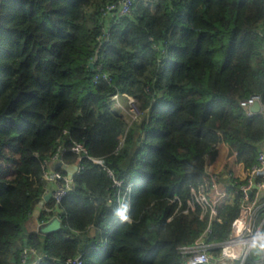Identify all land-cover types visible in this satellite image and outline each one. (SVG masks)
I'll use <instances>...</instances> for the list:
<instances>
[{
    "label": "trees",
    "instance_id": "16d2710c",
    "mask_svg": "<svg viewBox=\"0 0 264 264\" xmlns=\"http://www.w3.org/2000/svg\"><path fill=\"white\" fill-rule=\"evenodd\" d=\"M117 1L1 0L0 264H23L25 248L45 255L37 264L78 255L84 264H183L180 248L209 223L198 206L182 212L207 157L224 142L256 163L264 115L240 101L256 95L264 105V0H135L107 23L103 11ZM93 61L110 81H94ZM117 93L138 103L131 123L113 107ZM78 143L86 157L71 189L44 200L52 183L65 186L45 178L48 163H76ZM129 182L121 221L117 195ZM240 204L238 194L213 223L217 243ZM55 215L60 231L30 229L34 217Z\"/></svg>",
    "mask_w": 264,
    "mask_h": 264
},
{
    "label": "built area",
    "instance_id": "2783aa9c",
    "mask_svg": "<svg viewBox=\"0 0 264 264\" xmlns=\"http://www.w3.org/2000/svg\"><path fill=\"white\" fill-rule=\"evenodd\" d=\"M134 1L118 0L116 3L107 5L102 14L103 19L109 23V18L112 16L130 14ZM95 64L96 62H94ZM96 66L97 70L101 73H98L94 77V81L97 82L100 78L110 81L109 75L102 72L101 64H96ZM126 97L129 96L117 93L113 96V100L118 98L125 100ZM257 100H260V97L254 95L241 100L240 105L247 111L248 115H254L255 113L251 110V107ZM262 113L264 115L263 104ZM222 144L225 143L222 142L217 145V149ZM225 145L227 146L228 153L221 166H216L214 160L207 157L205 168L206 179L203 183L191 189V197L187 203L188 206L182 211L183 213H188L198 206L201 209L200 217L209 216V223L200 237L193 244L184 245L180 248V252L185 256L183 264H240L241 258L245 259V264H257L256 257L251 259V254L255 250L251 248V244L252 237L257 229L264 228V150L262 147L254 165L246 166L239 159L238 151H231L229 146ZM73 150L80 156L76 162L79 165L80 171L81 157H86V149L82 144L78 143L73 147ZM52 160H56V157ZM50 162L48 163V167ZM95 162L102 163V161L97 159H95ZM44 176L51 183L62 178L65 181L64 187H60L57 184V187L51 191L52 197L58 201L72 187L73 180L71 181L68 176H62L56 169L53 172L48 170ZM116 185H121L120 181H116ZM133 186L134 182H129L122 195L120 193L116 194L119 206L121 203L129 201L133 193ZM238 194L241 196L239 214L232 224L228 239L223 243H217L212 239L213 223L215 221H222V210L232 204ZM175 200H179V198L176 196L173 198V201ZM127 220H129V217ZM216 248H219L217 254L213 251ZM98 249H101V247L99 246ZM34 252L37 253L32 248L24 249L22 253H25L22 255L23 264H37L45 257V255H38ZM31 253L35 254L34 258L29 256ZM57 261V264H84L82 255ZM260 264H264V261H261Z\"/></svg>",
    "mask_w": 264,
    "mask_h": 264
},
{
    "label": "water",
    "instance_id": "95a60500",
    "mask_svg": "<svg viewBox=\"0 0 264 264\" xmlns=\"http://www.w3.org/2000/svg\"><path fill=\"white\" fill-rule=\"evenodd\" d=\"M94 62L90 63V67L94 69ZM251 110L255 113H262V103L260 100H257L254 105L251 107ZM59 162L57 163L58 168L59 167H65L67 169V176L68 178L72 181L75 177V175L78 173L79 171V165L77 163L74 164H70V165H64L63 162L61 161L62 159V155L58 156ZM52 198V192H47L44 195V200H48ZM37 221V228L34 229L35 232L44 235V236H48L51 234H54L58 231L61 230L62 228V219L58 216L55 215L53 216L51 219L46 220V221H38L37 219H35Z\"/></svg>",
    "mask_w": 264,
    "mask_h": 264
},
{
    "label": "clouds",
    "instance_id": "9594fccd",
    "mask_svg": "<svg viewBox=\"0 0 264 264\" xmlns=\"http://www.w3.org/2000/svg\"><path fill=\"white\" fill-rule=\"evenodd\" d=\"M129 207L130 205L128 203H121L120 206L115 209V215L119 217L121 221L127 220ZM251 248L255 249L257 264H260L261 261H264V228L257 229L253 235ZM240 264H245L244 258H241Z\"/></svg>",
    "mask_w": 264,
    "mask_h": 264
},
{
    "label": "rangeland",
    "instance_id": "374dc122",
    "mask_svg": "<svg viewBox=\"0 0 264 264\" xmlns=\"http://www.w3.org/2000/svg\"><path fill=\"white\" fill-rule=\"evenodd\" d=\"M114 101H115L113 104L114 109H117L120 112V114L123 117H125L127 122L131 123L136 118L137 114H139L138 103L133 97L131 96L126 97L125 100H121L118 98V99H115ZM34 253H31L29 256L34 258L35 254H37V253L35 254Z\"/></svg>",
    "mask_w": 264,
    "mask_h": 264
},
{
    "label": "crops",
    "instance_id": "0c3cea01",
    "mask_svg": "<svg viewBox=\"0 0 264 264\" xmlns=\"http://www.w3.org/2000/svg\"><path fill=\"white\" fill-rule=\"evenodd\" d=\"M263 150H264V145H263ZM227 153H228L227 146H226L225 144L220 145V146H219V149H218L217 157H216V159L214 160L216 166L219 167V166L222 165V163H223V161H224L225 156L227 155ZM57 163H58V160H57V159H56V160H52V161L50 162V165H49V169H50V171L53 172V171H55V169L58 168ZM67 166H68V165H67ZM64 169H66V168L64 167ZM66 171H67V169H66ZM67 174H68V172H67ZM51 187H52L53 189L50 190V191H53L57 186L55 185V183H52V184H51ZM35 219L38 220L37 217H34V218L31 220V222H30V229H31L32 231H34V229L37 228V221H36ZM38 221H39V220H38Z\"/></svg>",
    "mask_w": 264,
    "mask_h": 264
}]
</instances>
